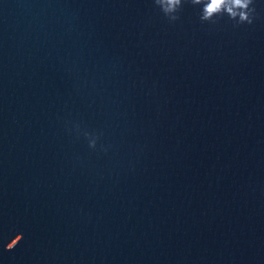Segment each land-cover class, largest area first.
Returning <instances> with one entry per match:
<instances>
[{
	"label": "water",
	"instance_id": "1",
	"mask_svg": "<svg viewBox=\"0 0 264 264\" xmlns=\"http://www.w3.org/2000/svg\"><path fill=\"white\" fill-rule=\"evenodd\" d=\"M0 264H264V0H0Z\"/></svg>",
	"mask_w": 264,
	"mask_h": 264
},
{
	"label": "clouds",
	"instance_id": "2",
	"mask_svg": "<svg viewBox=\"0 0 264 264\" xmlns=\"http://www.w3.org/2000/svg\"><path fill=\"white\" fill-rule=\"evenodd\" d=\"M216 5H218V4H216ZM216 5H215V6H216Z\"/></svg>",
	"mask_w": 264,
	"mask_h": 264
}]
</instances>
